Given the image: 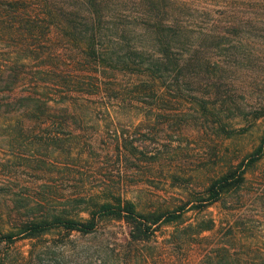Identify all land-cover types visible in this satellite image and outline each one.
Here are the masks:
<instances>
[{"label":"rangeland","instance_id":"1","mask_svg":"<svg viewBox=\"0 0 264 264\" xmlns=\"http://www.w3.org/2000/svg\"><path fill=\"white\" fill-rule=\"evenodd\" d=\"M252 51L254 60L231 64L222 78L242 85L240 93L235 91L238 98L252 99L244 90L252 76L262 75L254 69L264 65V50ZM4 52L0 65L8 60ZM116 82L117 95L111 91L105 98L84 94L77 99L78 113L67 135L58 125L60 102L45 125L25 128V101H11L7 90L0 92V225L15 229L31 216L75 210L87 204L70 198L80 189L99 200L112 195L131 199L143 211L182 205V221L161 224L142 241H132L129 225L120 219H103L87 233L53 228L0 243V257L9 264H200L204 250L222 239L231 241L241 262L264 264V154L243 164L244 180L217 201L193 205L213 178L247 160L260 141L264 117L235 118L229 134L198 116L190 104L168 98L158 99L160 109L152 105L143 113L141 104L150 98L139 102L126 79ZM25 88L33 87L19 84L15 93ZM120 97L128 103L116 104ZM126 144L137 151L130 154ZM200 218H212V229L196 233L188 225Z\"/></svg>","mask_w":264,"mask_h":264},{"label":"trees","instance_id":"2","mask_svg":"<svg viewBox=\"0 0 264 264\" xmlns=\"http://www.w3.org/2000/svg\"><path fill=\"white\" fill-rule=\"evenodd\" d=\"M252 50H264V0H0V51L8 56L0 65V92L7 90L11 101H25V128L45 125L52 106L60 102L59 128L71 134L77 99L84 94L105 98L111 91L117 95L116 81L124 78L135 100L150 98L141 104L143 113L152 105L160 109L158 99L168 98L190 104L202 119L231 134L228 127L235 118L264 117V65H257L254 70L262 75L252 76L244 90L252 99L238 98L235 91L240 93L242 85L222 80L231 64L254 60ZM25 83L33 88L15 93ZM127 103L120 97L116 104ZM164 109L189 113L183 107ZM125 146L130 154L137 151ZM263 154L264 129L247 160L213 178L193 205L217 201L244 180L241 166ZM70 198L87 204L28 217L15 229L0 225V243L38 237L53 228L87 233L112 218L129 225L132 241H142L161 224L180 223L184 208L143 211L131 199L112 195L99 200L82 189ZM86 210L88 216H79ZM188 225L200 233L212 229L214 220L200 218ZM0 264L9 263L0 257ZM200 264L246 263L230 240L221 239L204 250Z\"/></svg>","mask_w":264,"mask_h":264}]
</instances>
